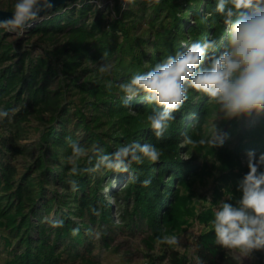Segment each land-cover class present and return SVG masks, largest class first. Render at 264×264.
Returning <instances> with one entry per match:
<instances>
[{
    "label": "trees",
    "instance_id": "obj_1",
    "mask_svg": "<svg viewBox=\"0 0 264 264\" xmlns=\"http://www.w3.org/2000/svg\"><path fill=\"white\" fill-rule=\"evenodd\" d=\"M130 1L114 0L119 14L114 20L109 12L113 9L109 0H70L60 5L28 28L29 39L38 37L45 43H61L50 49L39 46L40 52L23 49L10 41L11 33L0 29V109L9 113L4 118L7 128L11 130L31 118L44 126L33 166L40 173L37 184L29 176L19 184L16 182L18 170L9 158L16 157L21 150L14 144L15 136L0 134V194L6 193L0 196V204L9 200L1 211L11 222L8 226L11 235H18L25 245V252L17 256L21 264L51 261L45 251L52 233L59 242L69 240L78 247L85 242V229L91 231L92 225L109 222L113 206L103 196L105 181L111 185L113 178L121 182L130 175L124 191L130 192L138 212L157 215L156 208L166 193L163 189L171 191L174 201L173 187L165 184L164 176L181 175L184 163L169 157L159 163L147 160L142 165L133 163L127 173L110 170L70 173L68 157L72 141L89 149L95 144L105 154L133 141L152 145L174 143L178 140L176 135H181L185 118L195 112H198L196 118L202 114L203 101L195 105L193 101L199 93L190 90L183 108L174 114L176 119L157 138L147 121L156 106L148 104L146 95L141 94L131 102V108L125 107L119 85L137 73L151 70L168 55L183 51L193 41L219 42L225 34V24L215 11L216 0H143L139 3L140 10H150L148 18L127 9ZM199 3L202 9L196 8ZM7 10L13 11V6ZM220 50L222 45L217 49ZM85 64L93 68H83ZM103 64L112 65L110 76L98 71ZM108 81L112 83L110 89L106 87ZM64 87L80 94V102L68 100ZM71 124L85 131L83 140L78 139ZM246 139V153L252 149L256 154L264 151V121L252 128ZM249 145L253 146L251 150ZM78 165L81 169L91 167L86 157ZM70 180L77 182L75 191ZM144 180L151 183L145 186ZM47 187L54 189L51 198L46 195ZM116 194L111 189L109 196ZM56 206L62 212L54 220L62 221L60 227L44 220ZM163 207L168 210L169 203L165 202ZM74 230L78 231L74 233ZM195 254L196 264L197 258L202 264H238L231 252L215 244L212 229L197 237Z\"/></svg>",
    "mask_w": 264,
    "mask_h": 264
},
{
    "label": "rangeland",
    "instance_id": "obj_2",
    "mask_svg": "<svg viewBox=\"0 0 264 264\" xmlns=\"http://www.w3.org/2000/svg\"><path fill=\"white\" fill-rule=\"evenodd\" d=\"M109 1L113 6L112 11L109 12L114 20L119 14L115 9L114 0ZM142 1L131 0L126 8L148 18L150 10H140L139 3ZM15 3L16 0H0V9L7 10ZM122 8H125L124 4ZM196 8L202 9L203 5L199 3ZM34 24L27 25L20 36L11 33L10 41H15L23 49L34 53L40 52L39 46L50 49L61 44L45 43L38 37L29 39L28 28ZM227 31L225 25L224 39L227 37ZM86 67L93 68L88 64L83 68ZM63 90L68 100L72 99L75 104L80 102V94L76 91L66 87ZM201 100L203 101L201 116L196 118L198 112H195L185 118L181 135H176L177 141L154 145L161 152L159 161L169 157L184 163L181 175L170 173L164 176L165 184L173 187L174 201L172 202L171 199V191L163 189L166 193L163 196L164 201H161L156 208L157 215L152 216V212L149 214L143 211L146 213L145 216L143 212H138L139 207L134 198L130 197V192L124 191V186L130 183L127 179L130 175L125 176L121 182L113 178L111 185L105 181L103 196L113 206L110 221L92 225L91 231L85 229V242L78 247L69 240L59 242L55 234H50L45 255L51 261L45 264H196V240L199 235L211 229L210 222L214 218L213 208L222 201L235 204V200L241 195L236 190L237 183L249 170L247 148H245L246 135L264 121V113L259 115L253 113L251 116L230 120L219 119L216 121L219 134L226 136V139L222 146L212 147L200 141L211 138L212 122L218 112V106L201 94L196 96L193 102L198 106ZM85 112L89 114L87 110ZM7 127L4 118L0 120V134L15 136L17 141L14 144L21 150L16 157L9 158L18 170L16 182L19 184L24 177L29 176L37 184L40 173L34 171L33 166L39 155V141L44 126L38 120L31 118L21 125L12 127L11 130ZM70 128L74 129L80 141L85 138V131L82 128L74 127L73 124ZM139 135L141 136V133ZM251 148L253 146L249 145L248 150ZM260 154H264V151L256 154L257 159ZM260 170L264 171V167ZM180 178H182L181 182H179ZM111 189L117 191L116 196H109ZM53 192V188L47 187L48 198L53 196ZM5 194L1 192L0 196ZM228 196H232L233 200L228 201ZM8 201L5 199L0 204V264H21L17 256L25 252V245L21 244L18 235H11L8 229L11 222L1 211ZM208 201L212 203L211 206ZM165 202L169 203L168 210L163 207ZM40 205L39 200L38 206ZM57 210L56 206L50 214L45 215L44 220L51 222L62 216V212ZM77 222H81L80 219ZM165 236H175L179 241L178 245L160 243L159 239ZM243 264H264V251H256L251 258H244Z\"/></svg>",
    "mask_w": 264,
    "mask_h": 264
},
{
    "label": "clouds",
    "instance_id": "obj_3",
    "mask_svg": "<svg viewBox=\"0 0 264 264\" xmlns=\"http://www.w3.org/2000/svg\"><path fill=\"white\" fill-rule=\"evenodd\" d=\"M53 6V0H16L12 15L0 19V29L20 36L30 21L38 19L42 11ZM215 11L227 26L226 42L223 37L219 42L216 39L193 41L183 51L168 55L151 70L137 73L119 85L125 107L131 108V102L141 94L146 95L148 104L156 106L147 121L157 138H161L169 122L176 119L174 114L181 111L190 90L218 106L211 138L200 141L212 147L222 146L226 139L219 134L217 120L264 113V0H216ZM221 45L222 51L218 52ZM98 71L110 76L112 65L103 64ZM106 87H112L111 81L106 82ZM8 115L0 109V120ZM70 147L72 152L68 161L72 175H79L81 171L102 173L104 170L127 173L133 163L142 165L145 160L154 163L161 156L154 145L137 141L110 154H105L95 144L89 149L72 141ZM85 157L91 167L81 169L78 161ZM247 158L249 170L237 183L240 197L235 204L222 201L215 206L210 222L215 244L231 252L238 264H243L244 258H251L256 251H264V171L260 170L264 167V154L257 159L256 153L249 151ZM69 183L75 191L77 182L70 180ZM150 183V180L143 181L145 186ZM227 200L232 201L233 197L228 196ZM208 203L211 206L212 203ZM51 223L54 227L62 226V221ZM159 242L179 243L175 236H165ZM197 261L202 264L199 258Z\"/></svg>",
    "mask_w": 264,
    "mask_h": 264
},
{
    "label": "water",
    "instance_id": "obj_4",
    "mask_svg": "<svg viewBox=\"0 0 264 264\" xmlns=\"http://www.w3.org/2000/svg\"><path fill=\"white\" fill-rule=\"evenodd\" d=\"M70 0H53V4L54 6L51 9L42 11L39 15V18L34 20V21H30L27 25H29L30 23H36L39 20L43 19L46 15H48L49 13H51L52 11H54L57 7H59L60 5H63L65 3H67ZM11 10H5V9H0V19H7L12 15ZM26 25V26H27Z\"/></svg>",
    "mask_w": 264,
    "mask_h": 264
}]
</instances>
